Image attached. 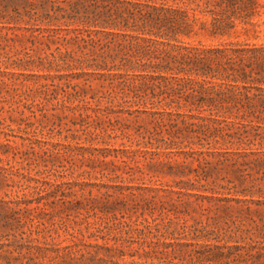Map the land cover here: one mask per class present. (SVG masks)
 <instances>
[{"label": "rangeland", "instance_id": "1", "mask_svg": "<svg viewBox=\"0 0 264 264\" xmlns=\"http://www.w3.org/2000/svg\"><path fill=\"white\" fill-rule=\"evenodd\" d=\"M52 1L49 8L69 9L80 0ZM11 14L0 18V264H264V169L254 157L211 147L212 130H199L189 118L178 119L176 134L164 127L165 144L151 143L146 130L162 116L143 112L152 105L125 102L133 81L69 66V54L102 48L88 41L85 28L54 23V30L32 33ZM199 28L184 41L264 44V26L259 34L217 38ZM98 39L104 45L111 37ZM65 54L68 65L64 58L39 65L40 58ZM175 118L166 115L164 124ZM237 132L230 133L239 138ZM248 135L254 142L243 148L264 150V130ZM41 182L56 185L55 196L37 189Z\"/></svg>", "mask_w": 264, "mask_h": 264}, {"label": "trees", "instance_id": "2", "mask_svg": "<svg viewBox=\"0 0 264 264\" xmlns=\"http://www.w3.org/2000/svg\"><path fill=\"white\" fill-rule=\"evenodd\" d=\"M173 1L177 6L135 0H80L70 2L69 9H65L57 4L49 8V0L40 7L32 0H0V18L7 19L10 9V20L24 22L23 29L32 33L54 30L51 29L56 26L54 23H63L69 29L73 26L85 28L88 41L100 44L102 48L83 50L77 53L78 57L69 54V61L74 63L69 66L83 73L116 77L125 84L133 81L127 88L129 93L124 94L131 98L124 97L125 102L145 108L152 105L143 112L162 116V119H153L152 131L146 130L154 137L150 138L151 143L154 140L165 144L164 127L176 134L180 131L178 119L189 118L196 122L193 125L199 130H212L207 139L213 137L215 140L208 145L236 148L235 152L225 154L254 157L260 170L264 169V150L243 148L254 142L249 138L250 130H255L257 135L264 130V44L229 41L206 46L184 41V38L199 35L196 26L214 38L231 37L239 31L259 34L258 29L264 22L255 19L264 15V0ZM52 3L56 2L53 0ZM200 16L209 21H201ZM38 22H46L47 28H36ZM100 34L111 40L104 45L102 39L95 41ZM111 44H115V48H109ZM65 56L58 59L50 55L51 60L49 56L40 58L39 65L48 64L49 67L62 58L68 65ZM156 104H162L163 110L153 111ZM165 107L177 109L167 112ZM181 108L195 113H181ZM168 114L177 117L170 126L164 124ZM235 128L242 131L243 135L237 132L239 138L230 133ZM167 131L173 136V132ZM198 152L199 155L211 153L208 150ZM194 154L181 152L187 156ZM224 160L230 159L224 157ZM244 175L249 177L250 174ZM206 179L199 178L200 181ZM41 184L42 187L36 188L49 197L55 196L56 185L51 182Z\"/></svg>", "mask_w": 264, "mask_h": 264}]
</instances>
